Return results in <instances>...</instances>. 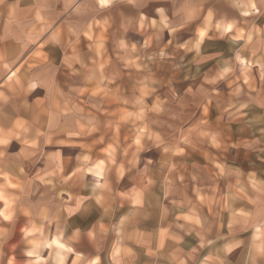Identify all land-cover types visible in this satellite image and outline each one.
I'll list each match as a JSON object with an SVG mask.
<instances>
[{"label": "crops", "instance_id": "0c3cea01", "mask_svg": "<svg viewBox=\"0 0 264 264\" xmlns=\"http://www.w3.org/2000/svg\"><path fill=\"white\" fill-rule=\"evenodd\" d=\"M148 37L205 93L178 137L134 107L116 138ZM0 212V264H264V0H0Z\"/></svg>", "mask_w": 264, "mask_h": 264}, {"label": "rangeland", "instance_id": "374dc122", "mask_svg": "<svg viewBox=\"0 0 264 264\" xmlns=\"http://www.w3.org/2000/svg\"><path fill=\"white\" fill-rule=\"evenodd\" d=\"M83 7L85 9L83 15L86 16L88 14L89 18H96L94 19L96 27L100 29L98 31L97 41L101 42L102 40H106L108 28H105V25L110 24L111 31L113 32L114 29L112 23L108 22L107 17L103 16V13L91 10L94 8L90 3L84 4ZM89 29H91V26H89ZM190 29L191 27L186 29V34H191ZM197 33L200 32L197 30ZM191 36H194L193 45L195 46L199 35L197 34V37H195V35ZM175 40L179 39L175 38ZM161 48L157 47L151 38L149 39L148 37L146 38V42L142 46L141 51L136 50L135 57L130 60H123V57H120L126 66L124 72L126 77V96L125 98L121 97L120 99H118L117 96H112L110 99H107V106H110L112 111L109 113L105 111L106 116H112V119L106 121V125L113 129L112 134L116 138H119L117 125L118 115L122 114L123 116V114H128V108L134 107L137 108L140 115L142 114L141 116H137L136 119L143 120L146 110L150 109L152 113H157L155 119L159 121V124L162 125L163 128L174 130L175 137H178L181 134V126L185 123L184 119L187 118L179 115L178 109L187 107L189 104H192L193 106L196 105L195 102H192L191 100H183V97L179 92H181L182 88H187L191 85L189 91L194 93V95L190 94L191 99L196 98V94L203 96L205 93V91L200 89L198 85L183 83L187 78H191V76L198 74L199 69L195 67L192 62L194 53H186L176 46L173 52H166ZM101 54L105 55L102 60L107 58L105 52ZM115 57L117 59V55H115ZM237 58L240 59L239 57ZM102 60L100 64L103 63ZM89 62L94 63L93 60H90ZM89 69L90 67L87 68V70ZM247 70L248 66L243 64L240 71L243 79L246 78L248 73ZM240 87L239 84L218 85L220 90H227L229 95L235 94ZM98 89L99 88H97L96 91H98ZM117 91L118 90L115 89V92ZM120 91L121 93L123 92V90ZM201 107L206 110L208 107V101L202 103ZM115 108L117 111H115ZM114 112L117 115H114ZM141 130H144V128L141 127ZM131 138H134V136H131L128 133L124 136L125 141H129ZM109 147L114 152V147L110 144ZM127 149L128 144L125 148L126 152ZM112 156L113 154L111 153V157Z\"/></svg>", "mask_w": 264, "mask_h": 264}, {"label": "snow or ice", "instance_id": "6c2138e0", "mask_svg": "<svg viewBox=\"0 0 264 264\" xmlns=\"http://www.w3.org/2000/svg\"><path fill=\"white\" fill-rule=\"evenodd\" d=\"M107 2H108V0H101V4H102V5L106 4ZM202 35H203V33H202ZM0 215H3V213L0 212ZM4 218H5V219H8L9 217L5 216ZM59 246H60V247H63L62 244L59 245ZM29 255H31V253H29Z\"/></svg>", "mask_w": 264, "mask_h": 264}]
</instances>
